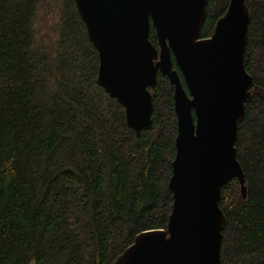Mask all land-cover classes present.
I'll return each instance as SVG.
<instances>
[{
  "label": "trees",
  "instance_id": "obj_1",
  "mask_svg": "<svg viewBox=\"0 0 264 264\" xmlns=\"http://www.w3.org/2000/svg\"><path fill=\"white\" fill-rule=\"evenodd\" d=\"M229 0H207L200 38ZM253 87L222 187L220 264H264V0H245ZM74 0H0V264H114L166 230L177 134L173 86L157 73L151 125L129 129L97 82L98 53ZM149 41L157 48L154 28ZM173 69L181 74L173 62Z\"/></svg>",
  "mask_w": 264,
  "mask_h": 264
},
{
  "label": "water",
  "instance_id": "obj_2",
  "mask_svg": "<svg viewBox=\"0 0 264 264\" xmlns=\"http://www.w3.org/2000/svg\"><path fill=\"white\" fill-rule=\"evenodd\" d=\"M97 50V82L124 108L136 134L151 125L157 73L173 86L177 134L166 230L135 235L114 264H220L222 187L244 174L236 158L238 124L253 82L243 64L245 0H229L212 36L201 39L207 0H74ZM153 27L157 48L149 41ZM175 62L178 71L173 69Z\"/></svg>",
  "mask_w": 264,
  "mask_h": 264
}]
</instances>
